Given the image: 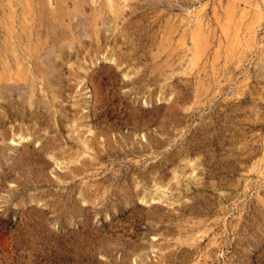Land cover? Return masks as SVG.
I'll return each mask as SVG.
<instances>
[{"label": "rangeland", "instance_id": "1", "mask_svg": "<svg viewBox=\"0 0 264 264\" xmlns=\"http://www.w3.org/2000/svg\"><path fill=\"white\" fill-rule=\"evenodd\" d=\"M0 264H264V0H0Z\"/></svg>", "mask_w": 264, "mask_h": 264}, {"label": "bare ground", "instance_id": "2", "mask_svg": "<svg viewBox=\"0 0 264 264\" xmlns=\"http://www.w3.org/2000/svg\"><path fill=\"white\" fill-rule=\"evenodd\" d=\"M19 138H20V137H19ZM19 138H18V139H19ZM20 140H21V139H20Z\"/></svg>", "mask_w": 264, "mask_h": 264}]
</instances>
